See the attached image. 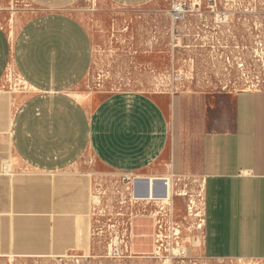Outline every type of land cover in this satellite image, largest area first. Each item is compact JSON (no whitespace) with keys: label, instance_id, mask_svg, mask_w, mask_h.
I'll list each match as a JSON object with an SVG mask.
<instances>
[{"label":"crops","instance_id":"0c3cea01","mask_svg":"<svg viewBox=\"0 0 264 264\" xmlns=\"http://www.w3.org/2000/svg\"><path fill=\"white\" fill-rule=\"evenodd\" d=\"M26 1L36 14L0 25V82L11 67L29 87L0 89V256L82 251L97 175L170 173L202 185L205 260L264 261V91L84 98L94 48L65 11L77 0Z\"/></svg>","mask_w":264,"mask_h":264},{"label":"rangeland","instance_id":"374dc122","mask_svg":"<svg viewBox=\"0 0 264 264\" xmlns=\"http://www.w3.org/2000/svg\"><path fill=\"white\" fill-rule=\"evenodd\" d=\"M174 2L184 4L187 12L173 23L169 9ZM65 11L84 26L93 42L92 66L75 88L84 98L122 92L154 96L182 90L264 91V0H154L138 6L77 0ZM36 12L26 0H0V25L14 32ZM9 87L16 89L13 94L28 92L16 79L7 82L4 76L0 89L8 91ZM180 180L169 184L176 255L170 250L172 237L165 220L160 240L154 243L152 224L138 220L136 205L128 208L131 218L137 216L132 222L133 252L107 254L104 247L117 226L106 220L107 210L99 213L105 204L96 197L86 215L88 246L82 251L62 258L0 256V264H264L259 260H205L199 251L201 233L195 230L198 221L187 211L188 196L197 192L199 182ZM126 210L115 206L110 211L117 219L115 213Z\"/></svg>","mask_w":264,"mask_h":264},{"label":"built area","instance_id":"2783aa9c","mask_svg":"<svg viewBox=\"0 0 264 264\" xmlns=\"http://www.w3.org/2000/svg\"><path fill=\"white\" fill-rule=\"evenodd\" d=\"M186 12L187 10L184 4H181L180 2L172 3L169 9L171 21L174 23L183 18ZM4 76L7 78V82H10L12 78H15L21 84L23 89L28 90L27 84L14 70L8 68ZM15 91L16 89H12L10 87L8 89V92L10 93ZM167 177V181H169V184L171 185L174 181H181L180 179H185L184 177L175 176L173 174H168ZM145 180L146 179L143 177L133 176L130 174H99L93 180L91 204L96 197L98 200H102L103 204H105V209L99 211V213L107 210L106 220L108 222H114L115 226L112 227L117 226L116 230L112 234H109L106 246L104 247V250L109 255L119 256L131 254L133 252L132 249L135 236L133 234L132 222L135 218L137 219V216L131 218L132 211L128 213V208L133 207V205H136L139 208L140 214L138 220H147L151 222L154 243H157L160 240L162 235L161 224L165 220L169 227L170 237H172L170 250L173 255H176V251H178L176 249L177 242L175 241L177 237V229L173 220V194L171 193L170 197H166L165 201L162 200L160 195H154L152 198L149 196L143 197L144 188L142 183H145ZM147 187L148 191H150L149 183ZM188 198V216L195 217L197 219L198 223L196 224L195 230L197 233H201L204 223V200L203 189L200 183L198 185L197 192L193 195H189ZM115 206H124L127 209L124 213H115L118 217L117 219L113 218V212L110 211ZM101 216L104 217V213L101 214Z\"/></svg>","mask_w":264,"mask_h":264},{"label":"bare ground","instance_id":"6f19581e","mask_svg":"<svg viewBox=\"0 0 264 264\" xmlns=\"http://www.w3.org/2000/svg\"><path fill=\"white\" fill-rule=\"evenodd\" d=\"M10 36H12V32H10ZM10 69H11V67H10ZM27 88H29V87L27 86ZM167 179H168V177H164V178L163 177L162 178L149 177V178H146V180L144 181L145 183H142V186L144 188V193L142 196L143 197L149 196L152 198V197H154V195H157V196L160 195L162 200L165 201L166 197H170V195H171L170 188H169L171 184L169 185V181H167ZM148 183H149V187H150L149 190L150 191H148V187H147ZM140 237L144 238V235H141ZM132 251H133V249H132Z\"/></svg>","mask_w":264,"mask_h":264},{"label":"flooded vegetation","instance_id":"af4514ba","mask_svg":"<svg viewBox=\"0 0 264 264\" xmlns=\"http://www.w3.org/2000/svg\"><path fill=\"white\" fill-rule=\"evenodd\" d=\"M206 9L210 10L211 13L214 12V10H213L210 6H208V4H207V6H206Z\"/></svg>","mask_w":264,"mask_h":264}]
</instances>
